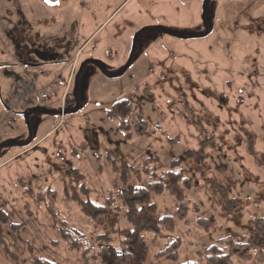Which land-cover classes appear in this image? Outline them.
<instances>
[{"label": "rangeland", "instance_id": "374dc122", "mask_svg": "<svg viewBox=\"0 0 264 264\" xmlns=\"http://www.w3.org/2000/svg\"><path fill=\"white\" fill-rule=\"evenodd\" d=\"M35 50L55 53L56 66L69 59L75 70L63 96L65 117L55 104L64 91L59 80L44 85L53 113L30 114V135L20 109L11 128H0V144L30 143L0 150V207L19 225L18 232L3 229L12 251L26 260L24 240L56 264H79L57 241L56 218L86 238L104 235L125 248L122 233L134 227L121 205L92 222L64 192L84 186L89 200L104 206L118 177L111 161L137 168L150 157L161 170L174 162L188 180L185 217L178 219L173 199L156 198L155 221L170 216L173 231H140L141 260L128 256L122 264H165L154 255L175 239L180 258L196 264H204L196 250L217 240L246 243L254 220L264 219V0H0V58L37 63ZM26 77L2 69L0 97L10 100L11 87ZM121 99L133 106L131 139L105 115ZM48 188L56 193L52 215ZM39 194L47 203L37 202ZM132 219L142 224L144 213ZM229 253L231 264H264L261 240Z\"/></svg>", "mask_w": 264, "mask_h": 264}, {"label": "trees", "instance_id": "16d2710c", "mask_svg": "<svg viewBox=\"0 0 264 264\" xmlns=\"http://www.w3.org/2000/svg\"><path fill=\"white\" fill-rule=\"evenodd\" d=\"M133 106L126 99H121L113 103L105 111L106 117L117 125L118 131L125 139H131V125L129 118L132 114ZM141 123V121H139ZM137 122L135 126L139 123ZM32 141V140H31ZM30 141V142H31ZM7 147V143H3ZM0 144V150L1 147ZM27 145H16L8 147L26 148ZM113 169L118 173V177L113 181L111 188L107 191V199L105 205H95L89 200V190L80 186L78 189L64 192V197L72 202L79 212L91 220L98 222L104 217L105 211L114 208L115 211L120 210V206L124 208L127 221L134 227L133 230L122 233L123 239L128 243L125 248H116L113 245L111 237L98 235L94 238H86L81 232L69 225L65 220H60L55 216V224L57 240L64 245L69 252L78 256L79 264H122L126 257L132 256L133 261L141 260V254L136 247L142 249L143 243L139 232H145L157 237L161 230L171 233L173 231V220L170 216H163L158 222L155 221L153 213L156 211L155 199L161 196H168L176 203V214L178 219H183L186 213V204L189 201L187 190L189 183L183 177L182 171L173 162L166 170H161L154 163V158H148L142 164L135 168L123 161H111ZM49 202L47 203L43 195L37 196L39 204L47 203V211L52 215V204L56 196L55 191L47 189ZM119 200L120 204H114L113 200ZM113 201V202H112ZM232 202V201H231ZM115 205V206H114ZM195 213L198 211L195 207H191ZM136 213H144L142 224L140 220H133L132 217ZM207 221V220H206ZM197 224L203 225L207 222L201 218H197ZM210 223V222H209ZM100 224V223H99ZM4 227L18 232L19 225L9 222L5 211L0 207V253L3 256L4 264H56L42 256V249L34 247L27 241L21 240L27 251L26 260H22L10 246L6 243L4 237ZM246 243H243L241 237L239 242L230 240H217L210 246L196 250L204 264H231V253L229 251L240 249L248 246L251 242H264V219H255L252 227L248 230ZM237 241V240H236ZM98 244H97V243ZM52 247H57L56 241H51ZM180 241L172 240L166 248L154 255L158 261L165 264H196L194 261L182 260L179 255ZM197 249V248H196Z\"/></svg>", "mask_w": 264, "mask_h": 264}, {"label": "crops", "instance_id": "0c3cea01", "mask_svg": "<svg viewBox=\"0 0 264 264\" xmlns=\"http://www.w3.org/2000/svg\"><path fill=\"white\" fill-rule=\"evenodd\" d=\"M52 56L53 57L52 58L49 57V59L48 58H45V59L40 58L41 59L40 62H37V63L31 62V60L30 61L26 60V62L22 61L21 58H19L17 55H15V57H13L14 60L12 61V63L5 62L4 61L5 59L0 58V71L2 69H5V68L12 69V70H19V72L22 71L27 76L25 80L30 81L32 83V85L35 86L36 88H40L43 90L45 89L44 85H46L47 83H49L48 85L50 86V88L54 87L56 85L58 86L61 83L62 87L64 88L63 94L61 96V100L60 101L55 100L56 105L60 104L59 105V109H60L62 106L63 96L65 95V93L70 92L69 82H70V79H71L75 69H74V65L72 63H70V60L65 59V58L63 61H58L60 63H57L58 66H56L55 65L56 63L53 60V58H54V56H56V54L54 53ZM52 60L54 61V63ZM59 80L61 81L60 83H59ZM35 81H36V83H35ZM38 82H40L41 85H39ZM13 88L11 87V92H12ZM75 96H76V94H74L72 91L71 95H70L72 102L74 100H76ZM4 99H7V98H1L0 97L2 105H3ZM47 105L48 104L45 101V90H44V98L40 103H36L33 105H26V106L20 108V110H21L20 115H22L24 118V126L26 128V131L29 133V135H30V128H29V124H28L29 115L30 114H43V115L52 114L53 112L50 111L52 109H50ZM38 106L43 107L46 111L44 112V111L37 110L36 108H38ZM64 108L66 109V107L62 106V109H64ZM3 110H4V105H3ZM64 112L66 114L68 113L67 110H65ZM33 120H35V119L33 118ZM4 127H6L5 128L6 130L11 128V123L8 126H4ZM57 127L58 126H56L53 130H56ZM53 130L51 132H53ZM0 132H1V129H0ZM51 132H49L48 134H50ZM31 139L29 141H31ZM34 142H35V139H34Z\"/></svg>", "mask_w": 264, "mask_h": 264}, {"label": "built area", "instance_id": "2783aa9c", "mask_svg": "<svg viewBox=\"0 0 264 264\" xmlns=\"http://www.w3.org/2000/svg\"><path fill=\"white\" fill-rule=\"evenodd\" d=\"M43 98L44 92L42 89L34 87L31 82L25 79L21 82L18 81L12 89V98L10 100H3L4 110L0 114V128L2 126H8L11 123L13 111L24 105L39 103ZM61 117H63L62 112ZM61 123H64V121Z\"/></svg>", "mask_w": 264, "mask_h": 264}, {"label": "flooded vegetation", "instance_id": "af4514ba", "mask_svg": "<svg viewBox=\"0 0 264 264\" xmlns=\"http://www.w3.org/2000/svg\"><path fill=\"white\" fill-rule=\"evenodd\" d=\"M36 52V54L40 57V58H49V57H51V56H49V57H47L46 56V53H44V52H37V50H35ZM82 70V69H81ZM80 72V67H79V70H78V72H77V74ZM76 94V93H75ZM76 97V96H75Z\"/></svg>", "mask_w": 264, "mask_h": 264}, {"label": "water", "instance_id": "95a60500", "mask_svg": "<svg viewBox=\"0 0 264 264\" xmlns=\"http://www.w3.org/2000/svg\"><path fill=\"white\" fill-rule=\"evenodd\" d=\"M81 69H82V68H81ZM81 69H80V70H81ZM124 72H125V70H124ZM75 111H76V110H75ZM3 146H4V145H3Z\"/></svg>", "mask_w": 264, "mask_h": 264}]
</instances>
